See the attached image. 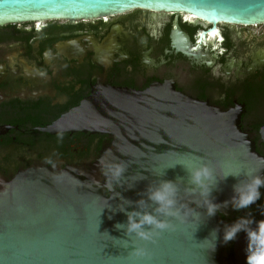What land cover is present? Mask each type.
<instances>
[{"label":"water","instance_id":"obj_1","mask_svg":"<svg viewBox=\"0 0 264 264\" xmlns=\"http://www.w3.org/2000/svg\"><path fill=\"white\" fill-rule=\"evenodd\" d=\"M135 10L181 13L212 26L264 23V0H0V28ZM44 132L104 134L111 141L85 179L40 166L10 181L0 177V264H226L223 227L235 210L229 204L207 217L199 191L186 192L192 186L182 166L212 169L218 180L210 197L214 203L234 195L237 179L221 180L225 174L264 176V159L240 131L238 115L161 85L136 91L106 88ZM259 135L264 146V126ZM111 163L124 167L118 179L107 171ZM162 180H173L179 189L177 206L185 205L179 217L154 213L156 205L147 200L146 190ZM133 209L153 213L168 227L152 229L151 240L125 235L123 226L117 230L114 225L126 222L124 212ZM213 229H218L214 251ZM246 246L242 232L232 244L234 264H246ZM136 249L144 254L136 255Z\"/></svg>","mask_w":264,"mask_h":264},{"label":"flooded vegetation","instance_id":"obj_2","mask_svg":"<svg viewBox=\"0 0 264 264\" xmlns=\"http://www.w3.org/2000/svg\"><path fill=\"white\" fill-rule=\"evenodd\" d=\"M152 85L238 115L240 131L264 159V23L212 26L181 13L135 10L0 28V177L10 181L40 166L85 179L110 137L44 130L99 89ZM233 242L223 250L226 264H234L226 253Z\"/></svg>","mask_w":264,"mask_h":264},{"label":"clouds","instance_id":"obj_3","mask_svg":"<svg viewBox=\"0 0 264 264\" xmlns=\"http://www.w3.org/2000/svg\"><path fill=\"white\" fill-rule=\"evenodd\" d=\"M184 171L189 176V184L192 186L186 189L189 194L199 195L206 201L207 217H212L221 208H227L231 204L235 211L250 208L261 198V188H264V176L257 173L249 172H229L223 176L221 180L231 176L237 179V183L233 185L234 195L229 201L223 203H214L210 198L211 193L218 187V180L215 179L212 169L207 164H201L199 167L182 166ZM107 171L113 179H118L124 171V167L120 163H111L107 165ZM166 174V173H165ZM241 177H243L241 179ZM179 189L173 180H162L156 187H151L146 190L147 200L152 202L156 207L154 213H159L165 216L179 217L181 209L185 205H178L177 195ZM137 208L144 203L141 199L136 202ZM126 222L117 223L123 226L125 235L134 234L136 237L143 240H151L153 237L152 229L163 230L168 227V224L159 220L156 215L149 212L139 210H130L124 212ZM187 215V213H185ZM111 219V217H109ZM255 224V227L252 225ZM118 230V229H117ZM218 229H213L215 240L213 242V251L215 250V241L217 239ZM244 232L246 234V264H264V219L255 220L249 213L246 217H237L230 225H225L223 229V243L227 244L237 238V234ZM136 255H143L140 249L135 250Z\"/></svg>","mask_w":264,"mask_h":264},{"label":"trees","instance_id":"obj_4","mask_svg":"<svg viewBox=\"0 0 264 264\" xmlns=\"http://www.w3.org/2000/svg\"><path fill=\"white\" fill-rule=\"evenodd\" d=\"M263 191H264V188H263ZM263 208H264V196L261 195V198L252 207H250L248 209H243V210H240V211H234V217H236V219H237V217H242V216L246 217L250 213L252 216H254L255 220H260V219H262L264 217V214L260 215L257 218L255 213H256V211L258 212L259 209H263ZM226 253H227L228 259H230V258L232 259L233 258L232 250L228 251Z\"/></svg>","mask_w":264,"mask_h":264}]
</instances>
